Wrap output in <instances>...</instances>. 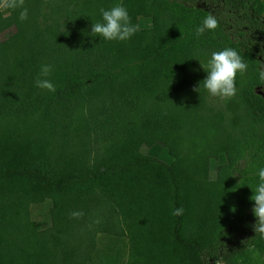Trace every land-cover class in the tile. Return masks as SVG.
I'll return each mask as SVG.
<instances>
[{"label": "trees", "instance_id": "1", "mask_svg": "<svg viewBox=\"0 0 264 264\" xmlns=\"http://www.w3.org/2000/svg\"><path fill=\"white\" fill-rule=\"evenodd\" d=\"M118 3L138 31L92 36ZM24 6V21L0 11V264H264L250 200L264 168V0ZM210 13L219 27L197 37ZM227 47L248 65L235 83L250 116L231 130L198 68ZM44 64L54 93L36 86ZM156 145L170 164L142 153ZM45 201L41 229L31 207Z\"/></svg>", "mask_w": 264, "mask_h": 264}, {"label": "clouds", "instance_id": "2", "mask_svg": "<svg viewBox=\"0 0 264 264\" xmlns=\"http://www.w3.org/2000/svg\"><path fill=\"white\" fill-rule=\"evenodd\" d=\"M24 5L25 0H0V11L20 9L19 19L24 21L28 18V9ZM100 13L102 21L92 24V36H100L107 41H126L138 31V26L132 24L129 12L122 3H118L109 9L101 8ZM218 27V19L210 13L202 21L201 26L196 28L195 34L199 37L206 30L214 31ZM201 66L204 68L202 64ZM247 67V62L233 48L227 47L214 51L208 61L207 77L203 80V86L212 96L229 99L235 96L237 92L235 83L237 74L246 72ZM52 70L51 65H42L40 77L43 78H37L36 86L54 93L56 86L48 79ZM259 77L264 80V67L260 70ZM198 89L196 90L198 91ZM258 177L260 182L254 190L252 189L253 195L250 200L254 201L252 208L253 215L256 217V223L253 226L254 231L264 236V168L258 170ZM233 211H235L234 208ZM182 214V208L173 211V215ZM82 215L83 212L81 211L71 213L73 218H79Z\"/></svg>", "mask_w": 264, "mask_h": 264}, {"label": "rangeland", "instance_id": "3", "mask_svg": "<svg viewBox=\"0 0 264 264\" xmlns=\"http://www.w3.org/2000/svg\"><path fill=\"white\" fill-rule=\"evenodd\" d=\"M138 33L141 34V31H139ZM202 65L204 66L205 69L202 66H200V64L198 65V68L200 71H204L207 75L206 67L208 63L203 62ZM236 88H237V92L235 96L229 99H222L220 97H214L208 91L206 95V102H207L208 107L212 108L215 112H220L223 114L224 116L223 127L227 130L232 129L233 118L235 116H238L239 121L242 124V126H245L247 124L249 116H250L248 109L243 105V103L240 100V97H239L240 90L238 87ZM256 92L264 95L261 89H257ZM232 103L237 104L238 109L236 111H233L230 108ZM142 153L145 155L154 157L163 163H166V164L171 163V158L168 155L165 147L162 145H156V146H153L152 148H142ZM211 167H212L211 169L213 172L215 168V164H212ZM182 186H183L184 192H188L192 187L194 190L193 179L190 177L183 178ZM49 209H50L49 201H45L42 204L33 205L31 207L32 218L36 221L38 227L41 229L47 228L50 225ZM102 240L103 238L99 239V242H98L99 245L102 244Z\"/></svg>", "mask_w": 264, "mask_h": 264}, {"label": "built area", "instance_id": "4", "mask_svg": "<svg viewBox=\"0 0 264 264\" xmlns=\"http://www.w3.org/2000/svg\"><path fill=\"white\" fill-rule=\"evenodd\" d=\"M216 264H221V263H216Z\"/></svg>", "mask_w": 264, "mask_h": 264}]
</instances>
